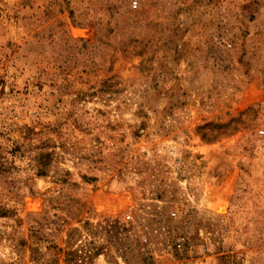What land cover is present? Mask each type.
<instances>
[{"label":"rangeland","instance_id":"rangeland-1","mask_svg":"<svg viewBox=\"0 0 264 264\" xmlns=\"http://www.w3.org/2000/svg\"><path fill=\"white\" fill-rule=\"evenodd\" d=\"M78 246L264 264V0H0V264Z\"/></svg>","mask_w":264,"mask_h":264},{"label":"trees","instance_id":"trees-1","mask_svg":"<svg viewBox=\"0 0 264 264\" xmlns=\"http://www.w3.org/2000/svg\"><path fill=\"white\" fill-rule=\"evenodd\" d=\"M85 229L89 234L92 233L89 224L85 225ZM70 246L71 244H69L68 247ZM98 255V252L93 253L92 250L84 249V247L80 248L79 246L74 250L68 248L58 249L55 254L56 259L47 264H89V261L93 260V258ZM34 261L36 260L34 259Z\"/></svg>","mask_w":264,"mask_h":264},{"label":"built area","instance_id":"built-area-1","mask_svg":"<svg viewBox=\"0 0 264 264\" xmlns=\"http://www.w3.org/2000/svg\"><path fill=\"white\" fill-rule=\"evenodd\" d=\"M134 6H136V5H134ZM128 219H130V217H128Z\"/></svg>","mask_w":264,"mask_h":264}]
</instances>
